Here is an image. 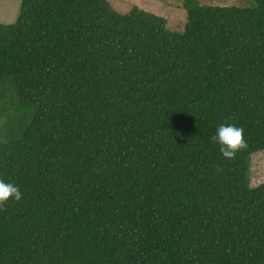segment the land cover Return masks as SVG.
Returning a JSON list of instances; mask_svg holds the SVG:
<instances>
[{
    "label": "trees",
    "instance_id": "1",
    "mask_svg": "<svg viewBox=\"0 0 264 264\" xmlns=\"http://www.w3.org/2000/svg\"><path fill=\"white\" fill-rule=\"evenodd\" d=\"M180 1L181 30L110 0L0 23V264H264V0Z\"/></svg>",
    "mask_w": 264,
    "mask_h": 264
},
{
    "label": "rangeland",
    "instance_id": "2",
    "mask_svg": "<svg viewBox=\"0 0 264 264\" xmlns=\"http://www.w3.org/2000/svg\"><path fill=\"white\" fill-rule=\"evenodd\" d=\"M22 0H0V23H9L17 19ZM112 5L122 11H128L137 5L147 11L163 15L168 19L169 26L181 30L186 21V10L180 0H110ZM201 4L213 5H247L250 0H199ZM252 184L264 181V151L256 153L252 158Z\"/></svg>",
    "mask_w": 264,
    "mask_h": 264
},
{
    "label": "clouds",
    "instance_id": "3",
    "mask_svg": "<svg viewBox=\"0 0 264 264\" xmlns=\"http://www.w3.org/2000/svg\"><path fill=\"white\" fill-rule=\"evenodd\" d=\"M211 139L220 145V152L225 158L234 157L240 148L246 146L243 128L234 123L219 124ZM22 195L18 185L0 179V206L9 199L19 201Z\"/></svg>",
    "mask_w": 264,
    "mask_h": 264
}]
</instances>
